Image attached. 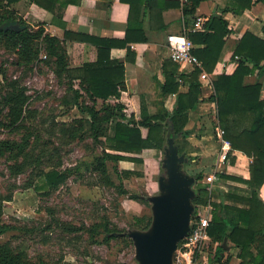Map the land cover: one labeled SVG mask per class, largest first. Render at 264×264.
<instances>
[{
	"label": "trees",
	"instance_id": "trees-1",
	"mask_svg": "<svg viewBox=\"0 0 264 264\" xmlns=\"http://www.w3.org/2000/svg\"><path fill=\"white\" fill-rule=\"evenodd\" d=\"M19 1L21 0H0V46L15 55L14 64L27 71H32L36 63L52 68L56 78L65 81V91L61 97L63 113L77 107L83 116L72 121H60L56 117H52L50 121L44 119L41 112L31 106V95L22 79L9 77L6 70L0 68V129L22 133L21 140L18 141L9 138L0 140V160L8 158L12 176L28 173L25 188L34 187L37 191L44 189L40 195L50 196L65 186L74 175L81 176L79 165L64 166L61 148L91 139L94 145L101 148V153L86 164V169L96 174L98 183L114 189L118 196L127 195L129 199L150 205L145 196L130 193L124 185L125 179L141 177L143 173L122 169L120 163L130 161L142 164L143 160L139 155L144 149L163 151L168 136H173L176 144L180 141L179 137L183 140L187 138L190 134L187 130L189 114L199 105L203 91L199 75L202 70L209 74L214 72L226 37L231 32L228 22L214 16L204 23V30L193 31L197 18L196 9L203 0H191L190 4L183 7L185 34L197 46L194 54L202 63V70L196 68L189 73L179 72V65L170 59V64L174 67L165 71L161 90L164 94L177 95L176 106L172 111L164 110L153 114L142 107L141 118L137 120L134 115L126 118L124 106L116 101L127 88L125 63L112 58L111 50L115 47L126 48L129 57L133 53L131 43L145 38L133 36L131 30H127L125 38L119 40L66 29L64 37L59 38L46 29L45 23L29 21L18 15L13 5ZM29 1L51 12L56 21L62 18L64 8L69 4H79L81 0ZM234 1L238 3V8L235 9L238 12L251 8L256 1L264 2ZM130 6L132 13L134 3L130 2ZM3 23H6V27L17 23L20 29L1 28ZM67 40L93 44L97 48V59L80 67L71 66L66 49ZM42 55L46 57L42 58ZM232 57L239 58L236 69L231 74L221 73L212 77L213 93L209 100L216 105L219 123L225 131V138L231 144V151H240L251 158L249 179L226 177L223 174L219 176L246 183L249 193L234 198L241 202L242 207L225 202L224 197H232L230 192L219 201L215 197L211 201L213 214L208 227L211 241L207 251L212 259L209 264H229L231 255L226 256L227 250L223 246L225 238L228 240L227 246L230 244L232 248L238 249V256L243 260L240 264H264V202L259 194L264 184V98L261 96L260 81L246 83V77L256 71L259 77L264 76V38L246 32ZM75 81H78V89ZM182 85H187V91H180ZM170 122L174 125L172 131ZM143 129L146 130L145 135ZM43 132L48 135L46 140L42 136ZM179 152L193 160L181 146ZM110 162L113 163L112 172L119 183L112 176ZM203 173L204 170H200L195 175L198 180L194 185L195 206L207 204L209 200L206 186L202 182ZM38 179L42 182L40 185L36 182ZM19 188L13 183L6 193L0 192V234L10 230L20 233L29 231L26 226L1 223L5 204L13 200L14 192ZM41 209L50 216L41 232L59 230L77 240H82L87 235L92 243L118 240L126 245H133L128 236L119 234L126 230L112 222L107 210L95 223L78 226L58 217L55 207L45 206ZM132 219L131 228L146 229L151 223L149 214ZM41 236L42 242L48 243L49 235L42 233ZM13 238L21 241L10 239L0 242V264H50L41 256L38 261H34L20 236L15 235ZM62 259L63 257L60 258Z\"/></svg>",
	"mask_w": 264,
	"mask_h": 264
},
{
	"label": "crops",
	"instance_id": "crops-1",
	"mask_svg": "<svg viewBox=\"0 0 264 264\" xmlns=\"http://www.w3.org/2000/svg\"><path fill=\"white\" fill-rule=\"evenodd\" d=\"M130 2L134 3L132 13ZM177 3L178 0H81L79 4H69L64 8L62 18L56 21L51 12L29 0H21L15 3L13 8L18 15L29 21L45 23L46 29L59 38L64 37L65 29L119 40L125 38L127 30H131L133 36L144 37L145 39L140 42L131 43L133 53L129 57L126 48L115 47L111 50L112 58L125 63L127 88L121 92L120 98L116 101L124 106L123 112L126 118L134 115L135 119L139 120L142 107L153 114L164 110L172 111L176 106L177 95L164 94L161 87L165 81V71L174 67L170 64L168 36L184 34L183 8ZM237 4L234 0H203L196 9V16L203 17L206 21L214 16L221 17L228 22L231 29L212 76L234 72L239 58L232 56L246 32L264 38V2L256 1L251 8L242 12L235 10L238 8ZM66 49L73 67H80L86 62H94L97 59V48L91 43L67 40ZM178 71L189 73L191 68L179 65ZM257 81L262 84L261 96L264 98V76L259 77L256 71L246 77V83ZM200 83L203 89L200 103L189 114L187 130L190 134L185 140L180 139L179 143L187 155L193 157L192 162L199 170L219 169L213 198L219 201L230 192L232 197H224L225 202L242 207L241 202L234 198L238 195H247L249 186L236 179L223 178L219 175L249 179L251 158L240 151H231L225 165L216 164L220 143L211 121L213 107L209 97L213 92L201 80ZM75 87L79 88L78 81H75ZM187 89V85H182L180 91L185 92ZM74 108L77 109L79 117H82L80 110ZM143 133L145 135L146 130L143 129ZM158 152L157 149L146 148L139 155L143 160L142 164L121 161L120 168L141 171L146 180H149V177H152V173L149 172H152L157 164L159 165ZM259 194L264 202V184ZM144 214H147L144 206L139 207L137 215ZM228 248L226 256L231 255L229 264H240L243 260L238 256V249L232 248L230 244Z\"/></svg>",
	"mask_w": 264,
	"mask_h": 264
},
{
	"label": "rangeland",
	"instance_id": "rangeland-1",
	"mask_svg": "<svg viewBox=\"0 0 264 264\" xmlns=\"http://www.w3.org/2000/svg\"><path fill=\"white\" fill-rule=\"evenodd\" d=\"M15 59L13 53L0 46V68L5 69L9 77H20L22 79L28 88V93L31 95V106L37 108L44 119L50 121L52 117H56L60 121H72L79 118L76 108L70 109L65 114L63 113L64 106L61 97L65 91V81H59L52 68L43 63H36L32 71H27L14 64ZM210 102L213 107L211 121L214 125L216 105L212 101ZM21 136L22 133L0 129V140L9 138L18 141L21 140ZM42 136L44 140L48 137L44 132ZM180 139L181 137L178 140ZM177 143L178 147L181 146L179 141ZM181 148L183 147L181 146ZM100 153L101 148L94 145L91 139L75 142L61 148L60 155L64 166L79 165L81 176L79 174L74 175L67 181L65 186L53 192L50 196L40 195V192L45 191L44 189L37 191L34 187L25 188L24 183L28 179V173L16 177L12 176L9 169L10 161L6 157L2 158L0 160V192L6 193L13 183H16L20 188L14 192L13 200L5 204L1 223L26 226L29 231L20 233L10 230L0 234V242L10 239L19 242L21 240L13 238L15 235H19L34 261H38L39 256H41L46 263L50 264H138L135 259L134 246L126 245L122 241L92 243L87 235L82 240H77L72 238V235H65L59 230L41 232L50 219L47 212L41 209L45 206L55 207L58 217L78 226L83 224L88 226L95 223L107 210L112 222L126 231L131 228L132 218L139 213V207L144 206L147 214L151 215L150 205L129 199L127 195L118 196L114 189L104 187L98 183L96 174L86 169V164ZM158 155L160 156L159 165L157 164L153 171L149 172L152 173V177L149 175V180H146L145 176H133L124 180V185L130 193L148 196L158 192L157 180L159 174L163 171L161 168L163 151H159ZM109 169L114 180L119 183L116 175L112 172L113 163L111 162L109 163ZM185 170L192 175H196L200 171L192 161L185 165ZM218 171L219 169L204 171L202 182L205 186L206 181L212 174L218 177ZM36 182L39 185L42 183L40 179ZM211 197L214 200L213 196ZM42 233L49 235L48 243L42 242ZM61 257H63L62 260H60ZM211 259L209 255L207 263ZM198 262V264L203 263L202 260H198Z\"/></svg>",
	"mask_w": 264,
	"mask_h": 264
},
{
	"label": "water",
	"instance_id": "water-1",
	"mask_svg": "<svg viewBox=\"0 0 264 264\" xmlns=\"http://www.w3.org/2000/svg\"><path fill=\"white\" fill-rule=\"evenodd\" d=\"M6 27V23L1 28ZM6 28L19 30V25ZM174 125L170 122V130ZM185 153L179 152L173 136H168L161 159L162 172L158 176V192L145 196L150 203L151 223L146 229L130 228L120 235L128 236L135 248L138 264H174L179 243L191 231V217L195 212L193 202L196 192L195 175L185 170L189 162ZM223 246L228 250L227 238Z\"/></svg>",
	"mask_w": 264,
	"mask_h": 264
},
{
	"label": "built area",
	"instance_id": "built-area-1",
	"mask_svg": "<svg viewBox=\"0 0 264 264\" xmlns=\"http://www.w3.org/2000/svg\"><path fill=\"white\" fill-rule=\"evenodd\" d=\"M180 6L183 8L187 4H190L191 0H178ZM206 20L203 17L197 16L195 23L192 27L193 31L204 30V23ZM168 49L169 58L180 65L181 67H190L191 71L196 68L202 70V63L200 59L194 54L195 44L185 34L181 35H169L168 36ZM42 58L46 56L42 55ZM190 71V72H191ZM212 75L202 70L199 75V79L205 83L213 92V79ZM215 123V135L220 143V151L218 153L217 165H225L229 160V154L231 153V144L225 138V131L219 123L217 116V109H215L214 116ZM215 173V172H214ZM217 176L212 174L206 181V189L209 194V200L207 204L198 205L195 207V212L191 217V231L178 245L176 250V259L174 264H198V260H202V264L208 262L209 253L207 251L208 243L211 241V236L208 232V227L211 222L213 207L211 204L212 195L214 192Z\"/></svg>",
	"mask_w": 264,
	"mask_h": 264
}]
</instances>
